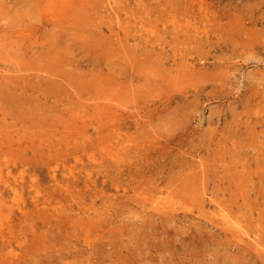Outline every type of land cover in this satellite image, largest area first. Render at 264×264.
Wrapping results in <instances>:
<instances>
[{"label": "rangeland", "instance_id": "374dc122", "mask_svg": "<svg viewBox=\"0 0 264 264\" xmlns=\"http://www.w3.org/2000/svg\"><path fill=\"white\" fill-rule=\"evenodd\" d=\"M0 264H264V0H0Z\"/></svg>", "mask_w": 264, "mask_h": 264}, {"label": "bare ground", "instance_id": "6f19581e", "mask_svg": "<svg viewBox=\"0 0 264 264\" xmlns=\"http://www.w3.org/2000/svg\"><path fill=\"white\" fill-rule=\"evenodd\" d=\"M57 19V18H56ZM72 20V19H71ZM86 35V34H85ZM105 36V35H104ZM99 37V36H98ZM238 39V38H237ZM75 40V39H74ZM72 42V41H71ZM77 43V42H76ZM90 47V46H89ZM123 47H124V45H123ZM81 48V47H80ZM86 49V48H85ZM90 51H92V50H90ZM93 52H95V51H93ZM92 53V52H91ZM130 53V52H129ZM105 56V55H104ZM131 57V56H130ZM124 64V63H123ZM126 68V67H125ZM78 78V77H77ZM108 87V86H107Z\"/></svg>", "mask_w": 264, "mask_h": 264}]
</instances>
